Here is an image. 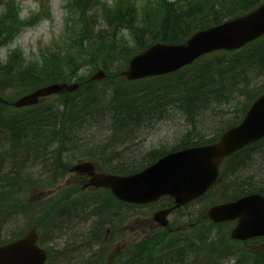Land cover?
I'll return each mask as SVG.
<instances>
[{"label":"trees","instance_id":"trees-1","mask_svg":"<svg viewBox=\"0 0 264 264\" xmlns=\"http://www.w3.org/2000/svg\"><path fill=\"white\" fill-rule=\"evenodd\" d=\"M91 1L83 0L82 4V0H73L77 18L81 21L78 33L82 29L78 44L82 52L80 63L91 71L101 65L111 77L91 81L90 75L81 77L74 76L72 71L67 72L77 61L70 52H67L69 57L65 60L60 55L50 54V58L41 64L19 62V57L14 55L10 56L7 64L0 66V97L5 102L16 98L12 93L5 95L6 92L24 94L47 84L70 83L73 77L81 84L73 93L63 92L43 98L37 105L28 108L15 109L0 102V148L4 150L0 153V165L4 163L5 168H8L0 169V245L12 241L4 238L3 233L14 217L24 214L28 208L16 197L17 193L13 195L15 188L26 185L35 187L31 180L34 174L22 173L28 169V165H35L39 169L37 176L42 181L36 183L38 187L46 188L53 179L48 189L57 180H63L69 163L77 159L93 160L101 171L108 173L133 174L158 158L165 151L164 146L140 156H128L129 147L114 152L117 143L132 139L139 130L148 128L151 122L171 120L174 115L181 116L191 129L182 134L179 143L173 145L172 149L213 142L224 130L238 123L250 103L264 92V36L237 51H218L206 55L190 66L166 76L135 82H126L118 76L129 59L147 46L154 43H183L196 31L244 15L264 0H178L179 4L183 1V6L174 1L156 0L161 13L155 16L154 9L146 8L141 20L134 15L132 7L119 1L114 11L104 16L105 25L82 40L86 28L93 29L86 21V17L92 15ZM5 3L7 8L0 15V46L14 37L22 27L14 4L8 1ZM147 5L154 6V3L149 2ZM84 6H88L87 9ZM120 29L129 30L135 51L131 52L123 44L121 36H118ZM78 38L80 35L76 34L72 39L74 48ZM230 101L238 109L233 120H228L221 130L215 133L205 132L207 129L195 130V120L199 114L211 106L229 105ZM257 154L262 156L259 172L263 171L264 174L263 139L225 160L219 179L209 194L220 185L227 190L226 179L230 174L240 167L246 170L251 168L253 161L250 159ZM76 191L64 192L58 199L60 202L51 207H46V203L52 194L45 202L42 199L39 203L37 209L41 217L39 225L34 227L40 232L41 245L50 242L49 228H53L52 232L67 228L85 208L78 207L71 200ZM252 193L264 196V178L260 182L250 178L242 179L231 196L225 192L219 193V202ZM103 194L110 196L108 192ZM97 204L102 207L98 215L102 220L89 233L93 239L84 238L82 241L92 243V247L95 242L97 247L95 250L91 248L82 264H101L107 253V247H98L101 239L99 235L106 233V223L110 221L108 217L113 209L105 207V202ZM33 205L36 206V203ZM91 214L97 215L96 212ZM200 217L198 215L195 220ZM180 241L183 246L161 237L157 243L161 245L160 248L149 250L143 243H139L131 250L127 249L118 262L192 264L196 241L193 238ZM84 247L88 248V244H84ZM46 248L47 264H55L52 254L54 248L48 245Z\"/></svg>","mask_w":264,"mask_h":264},{"label":"rangeland","instance_id":"rangeland-1","mask_svg":"<svg viewBox=\"0 0 264 264\" xmlns=\"http://www.w3.org/2000/svg\"><path fill=\"white\" fill-rule=\"evenodd\" d=\"M6 1L14 4L13 6L22 22V27L14 37L0 46V66L7 64L10 56L14 55L19 57V62L41 64L44 60L50 58V54L60 55V58L65 60L69 57L67 52H70L73 53L77 61L67 72L72 71L74 76L89 77V75L91 76L103 69L99 65L91 71L80 63L79 57H81L80 53L82 52L78 49V44L81 41L82 29L78 33L80 28H78V24L81 21L77 18L73 0H0V15L7 8L5 6ZM119 1L133 8L134 15H137L138 20L142 19L146 8L154 9L155 16L161 13L156 6V0H92L90 3V13L92 15L91 17H86V21L93 29L86 28L82 40L87 36H92V32L105 25L104 16L107 12H113ZM168 1H174L180 6L184 4L183 1L179 4L178 0ZM149 2H153L154 6L147 5ZM87 7L84 6L85 9ZM76 34H79L80 38H78L74 48L72 39ZM118 36H121L123 44L131 52L136 50L129 30L120 29ZM76 82H78L77 78L73 77L70 83ZM9 93H12L16 98L26 94L16 95L14 92H6L5 95L9 96ZM236 108L237 105L233 101H230L229 105L209 107L207 111L196 117L195 130L204 131V129H207L205 132L208 133H215L221 130L228 120H233L236 115ZM147 127L145 130H139L132 139L117 143L114 146L116 150L114 152L129 147L128 156L133 154L140 156L143 153L147 154L153 149H159L158 147L161 146H164V152H168L173 150V145L179 143L182 134L191 129V126L181 116L177 115H174L171 120L159 123L156 121L151 122ZM2 152L4 150L0 148V153ZM259 155H253L251 159L249 158L253 161L251 168L246 170L244 167L242 169L240 167L230 174V177L226 179L227 190L225 186L220 185L218 188L215 187L206 197L181 207L177 211H173L168 219L171 223V229H175L168 232L167 229L160 228L152 218L156 211L165 208L164 206L168 204L167 200L156 202L157 204L121 206L116 202L114 203L110 196L103 194V192H107L106 190H83L81 186L85 179L78 178L68 172H65L63 180H57L51 189H48V186H51L53 179H51L50 184L46 188H40L37 186L42 181L37 176L39 169L34 167L35 165H28V169L22 173L34 174L31 180L35 187L26 185L23 188H15L13 192V195L17 193L16 197L21 199L28 208H26L24 214L14 217L5 229L3 237L13 240L14 237L23 236L29 229L38 226L41 212L37 208H39V203L42 199V202H45L52 194L46 203V207H51L60 202L58 199L64 192L77 190L71 200L74 203L76 202L78 207L85 208L81 210L79 216H76L75 220L67 228L55 232H52L53 228L48 229L50 242H47L46 245L54 248L52 254L54 255L53 261L55 264H82L91 248H94L93 250L96 249L97 243L94 242V247H92V243H82V241L84 238L93 239L89 233L95 229L97 222L102 220L98 216L102 207L100 208L97 203L103 202H105V207L108 206L113 210L109 213L108 219L110 221L106 223V233L103 232L99 235L101 239L98 247L100 245L107 247V253L106 255L103 253L104 258L101 264H119L118 260L123 256L121 254L127 249L131 250L139 243H143L148 250L158 249L161 245H157V243L161 237L168 241H175L179 246H183L180 243L181 239L184 241L186 238H193L197 245L192 264H264L263 239H250L246 242L232 241L228 238L232 224L214 225L210 224L207 219H202V216L210 206L221 203L219 202V193L225 192L231 196L232 191L242 179L247 180L250 178V180L258 182L263 180V171L259 172L262 156ZM78 161L93 160L77 159L71 161L69 165ZM0 169L8 170V168H5L4 163L0 165ZM33 203H36V206ZM91 212H96L97 215L91 214ZM198 215H201V217L198 218L197 222L195 219ZM197 223L200 224L198 225ZM111 235L113 240L106 242L104 238ZM84 244H88V248H85ZM46 245L43 246L46 247ZM89 245L91 246L89 247Z\"/></svg>","mask_w":264,"mask_h":264},{"label":"water","instance_id":"water-1","mask_svg":"<svg viewBox=\"0 0 264 264\" xmlns=\"http://www.w3.org/2000/svg\"><path fill=\"white\" fill-rule=\"evenodd\" d=\"M264 35V2L251 12L194 33L181 44L155 43L133 56L121 72L126 81H137L174 73L204 55L215 51H235ZM106 77L103 70L91 80ZM78 83H56L32 90L7 104L16 108L31 107L41 98L62 92L72 93ZM0 102L2 98L0 97ZM264 138V93L249 106L243 119L225 130L217 142L190 147L169 153L153 165L131 175L97 172L92 162H77L69 173L87 176L83 189H108L123 203L146 204L168 196L185 205L201 197L218 177L220 163L245 146ZM171 209L160 210L153 220L160 226L168 225ZM214 223L237 220L230 238L247 240L264 237V196L250 194L235 201L214 205L205 214ZM34 229L23 237L0 246V264H45L46 252L38 247Z\"/></svg>","mask_w":264,"mask_h":264}]
</instances>
